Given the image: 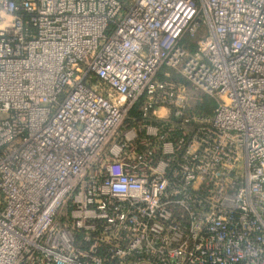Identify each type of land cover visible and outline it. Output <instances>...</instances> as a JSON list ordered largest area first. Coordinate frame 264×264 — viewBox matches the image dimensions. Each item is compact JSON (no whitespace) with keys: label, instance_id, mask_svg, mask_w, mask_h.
<instances>
[{"label":"built area","instance_id":"built-area-1","mask_svg":"<svg viewBox=\"0 0 264 264\" xmlns=\"http://www.w3.org/2000/svg\"><path fill=\"white\" fill-rule=\"evenodd\" d=\"M0 264H264V0H0Z\"/></svg>","mask_w":264,"mask_h":264},{"label":"rangeland","instance_id":"rangeland-1","mask_svg":"<svg viewBox=\"0 0 264 264\" xmlns=\"http://www.w3.org/2000/svg\"><path fill=\"white\" fill-rule=\"evenodd\" d=\"M165 71V70H164ZM187 86L186 84H184ZM192 91V90H191ZM194 98L198 97L199 102L195 104V107L193 108V111L198 114H205V115H210L212 112V109L214 108V103L211 101V99L202 96L201 93L192 91Z\"/></svg>","mask_w":264,"mask_h":264}]
</instances>
